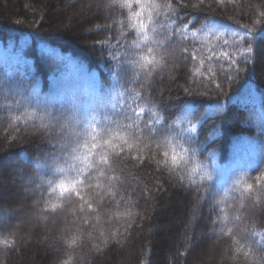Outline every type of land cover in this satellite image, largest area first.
I'll list each match as a JSON object with an SVG mask.
<instances>
[{
  "label": "trees",
  "instance_id": "trees-1",
  "mask_svg": "<svg viewBox=\"0 0 264 264\" xmlns=\"http://www.w3.org/2000/svg\"><path fill=\"white\" fill-rule=\"evenodd\" d=\"M155 2L171 7L149 26L156 43L138 50L117 0H0V264H264V237L253 235L264 232V0ZM147 47L160 64L129 63ZM74 108L100 109L97 129L107 115L142 134L121 131L127 141H112L106 164L97 152L77 174L62 118ZM153 114L194 126L181 142L187 163L174 167L179 144L149 134ZM193 154L204 167L189 179ZM20 208L30 218L14 221Z\"/></svg>",
  "mask_w": 264,
  "mask_h": 264
},
{
  "label": "snow or ice",
  "instance_id": "snow-or-ice-1",
  "mask_svg": "<svg viewBox=\"0 0 264 264\" xmlns=\"http://www.w3.org/2000/svg\"><path fill=\"white\" fill-rule=\"evenodd\" d=\"M117 2L120 3L121 8H127L128 9V17L127 22L129 26L136 30L137 33V40L132 41V45L136 49H141L142 45L147 46L149 43H156L154 41L153 37L149 35V26L154 25V16L159 17L160 12L162 9H170L171 5H161L155 2V0H135L136 5L138 6V10L132 11V0H117ZM145 15L147 16V22H145ZM211 24L215 25V21H210ZM163 25H160V28L163 29ZM188 29V25H184L183 28L178 29L177 31L180 32L181 35ZM202 31V30H201ZM152 32L156 33L157 28L155 26L152 27ZM194 36L196 35V32L192 33ZM233 36H236L237 33H232ZM248 35H251L250 33ZM159 43L162 45L164 41H159ZM223 43L225 45L228 44L227 40H224ZM153 48L147 47V53L148 55H138L135 60L129 61L134 67H138L139 69L146 70L149 66L156 67L158 64L161 63L160 60H157L155 56L153 55ZM185 52L188 51V49H184ZM244 52H251L252 49H243ZM221 55L225 56L226 58H231L228 56L227 52L220 53ZM195 58V57H194ZM232 63H235L234 60L231 61ZM203 63V62H201ZM199 71V69H197ZM6 82V81H5ZM0 91H3L2 82H0ZM118 95L122 96V93H118ZM137 96L139 94L137 93ZM39 103V102H38ZM45 106H47L45 104ZM100 109H93L91 112L87 109H73V115L70 117H62L66 119L67 123L73 128L74 134H75V140H74V147L71 150V163H69L68 167L72 169L77 174H80L81 169L77 167V163H83L87 167H92V164L90 161L92 158L97 154V152L103 153L102 155H99V159L97 161L98 164H106L108 157L107 152L105 151L106 148L112 147V141L114 139L127 141V136L121 135V131H130L132 129H135L136 133L142 134V130L139 128V125L135 123H129V124H121L118 121L111 120L107 115L104 116L103 123L100 129H97L95 125L93 124V121L95 120L97 124H100L101 121L96 120V116L93 114L94 112H99ZM134 111V114L139 117L143 114V109H139V111ZM49 118L55 119V117L52 116L51 113L47 114ZM125 119H131L129 116H125ZM166 122L163 121L162 117H159L156 114H153V117L145 122V127L148 129L149 134H156V135H162L166 134L164 138V142L167 143L169 146H172L173 141H176L177 144H179V147L183 153V155H180L175 151L173 148V154L171 155V163L172 165L178 166L180 165L181 161L184 163H187V159L185 157L187 154L192 151L191 148H185L184 143H181L182 141L192 143L193 137L191 134L195 131L194 126L189 127H182L180 126L178 121H174L171 124H167L165 127ZM159 125V127H157ZM107 136V139H103L101 142V138ZM122 151V149H121ZM119 155V153H117ZM164 156H168V152L164 153ZM193 162V168L191 172H189V179L192 178V174L196 171L197 168H203L204 166L201 165L198 161L195 160V156L191 157ZM60 172H64V168H58L57 169ZM205 176H207L209 179L211 176L205 172ZM183 179V177H181ZM261 179H264V177H257V182H259ZM237 184L240 183V181H236ZM61 190L65 189V186L63 183L60 185ZM252 185H247V189H251ZM79 195V193H77ZM227 217H224V220L222 221V225L226 226ZM223 230V228H222ZM229 233H231V229L228 230ZM253 235L264 237V232H254ZM239 251V249H237ZM245 255L247 256L248 253L245 252Z\"/></svg>",
  "mask_w": 264,
  "mask_h": 264
},
{
  "label": "rangeland",
  "instance_id": "rangeland-1",
  "mask_svg": "<svg viewBox=\"0 0 264 264\" xmlns=\"http://www.w3.org/2000/svg\"><path fill=\"white\" fill-rule=\"evenodd\" d=\"M96 6V0H88V3L86 4V7H95ZM7 160V163L10 165V163H12V158L11 159H6ZM21 169V167H19V171H21L20 170ZM18 174V173H17ZM18 176H20V174H18ZM18 176H15V178H14V180H12L11 182H13V184H14V186L17 188V191H18V194H19V198H20V200H21V202H27V201H29V190H27L26 188H24L23 186H21L20 187V184H18L17 182H19V180H20V178L18 177ZM18 177V178H17ZM23 177V176H22ZM19 179V180H18ZM9 180H7V179H3V180H1V182H0V185H2L3 187H7V186H9ZM20 183H21V180H20ZM29 208H32V210L31 211H33V210H35V207H33V206H29ZM29 208L28 209H24V211H23V209H21L20 208V211H18V212H20L19 213V215L16 217V214L15 215H13V214H10L9 216L10 217H12V215L14 216L13 218H14V221L16 220V219H19V217L20 218H23L24 216L25 217H29L30 215H29ZM36 211V210H35ZM195 213H196V211H194L192 214H191V221L193 220V217L195 216ZM30 218V217H29ZM3 221H5L4 220V218L1 216L0 217V225H2V223H3ZM13 221V222H14ZM45 232H42V234H44ZM47 233V232H46ZM43 238H45V236L43 237ZM45 240V239H44ZM45 243H47L48 244V246L49 247H51L52 246V242H53V240H52V238H50V237H46V240L44 241Z\"/></svg>",
  "mask_w": 264,
  "mask_h": 264
}]
</instances>
